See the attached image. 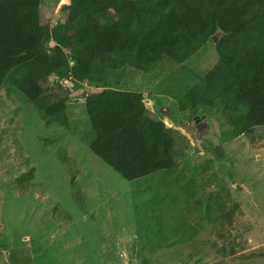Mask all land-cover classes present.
<instances>
[{
  "label": "rangeland",
  "instance_id": "obj_1",
  "mask_svg": "<svg viewBox=\"0 0 264 264\" xmlns=\"http://www.w3.org/2000/svg\"><path fill=\"white\" fill-rule=\"evenodd\" d=\"M39 1L41 24L65 20L69 0ZM217 38L183 64L166 59L148 74L111 77L189 146L171 169L135 181L87 148L82 104L100 89L64 71L48 78L49 88L57 81L69 91L65 128L0 86V264H264V126L228 140L219 107L197 115L177 108L215 65ZM195 116L208 122L203 145Z\"/></svg>",
  "mask_w": 264,
  "mask_h": 264
},
{
  "label": "trees",
  "instance_id": "obj_2",
  "mask_svg": "<svg viewBox=\"0 0 264 264\" xmlns=\"http://www.w3.org/2000/svg\"><path fill=\"white\" fill-rule=\"evenodd\" d=\"M40 7L39 0H0V86L7 82L65 128L69 91L57 81L49 88L48 78L64 71L100 89L82 104L91 130L85 141L126 181L171 169L189 146L149 115L139 92L110 83L125 70L148 74L166 59L183 64L217 36L215 65L181 96L178 111L219 107L228 140L264 126V0H69L54 27L41 24Z\"/></svg>",
  "mask_w": 264,
  "mask_h": 264
},
{
  "label": "water",
  "instance_id": "obj_3",
  "mask_svg": "<svg viewBox=\"0 0 264 264\" xmlns=\"http://www.w3.org/2000/svg\"><path fill=\"white\" fill-rule=\"evenodd\" d=\"M194 121V131L198 137L199 140H203L205 135L207 134V129H208V122L206 121V119L204 118V116L199 117V116H195L193 118ZM192 154H195L196 152L199 151V149L197 148L196 145H193L192 148Z\"/></svg>",
  "mask_w": 264,
  "mask_h": 264
}]
</instances>
